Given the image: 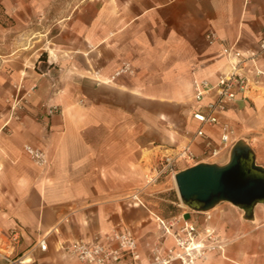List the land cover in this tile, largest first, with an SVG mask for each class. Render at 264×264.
<instances>
[{"label":"crops","instance_id":"0c3cea01","mask_svg":"<svg viewBox=\"0 0 264 264\" xmlns=\"http://www.w3.org/2000/svg\"><path fill=\"white\" fill-rule=\"evenodd\" d=\"M63 1L0 0V230L19 231L20 252L36 264H81L66 249L70 242L125 226L145 263L161 234L150 208L129 198L146 186L144 150L181 118L197 131L194 84L216 83L227 71L221 44L259 49L264 0H137L136 10L78 0L88 4L71 14L59 10ZM208 32L218 41L210 44ZM125 63L132 74L115 77ZM258 65L264 69V54ZM187 97L193 105L181 109ZM257 103H235L222 121L235 130L230 120ZM167 132L165 140L174 141ZM206 134L220 145L218 126ZM25 145L42 151L45 162L34 163ZM44 236L47 252L37 246ZM200 264H264V233Z\"/></svg>","mask_w":264,"mask_h":264},{"label":"built area","instance_id":"2783aa9c","mask_svg":"<svg viewBox=\"0 0 264 264\" xmlns=\"http://www.w3.org/2000/svg\"><path fill=\"white\" fill-rule=\"evenodd\" d=\"M205 37L210 44L218 41L212 32L206 33ZM221 46L222 53L228 61L227 71L219 75L216 83L199 81L194 84L197 109L193 112V118L198 123L197 131L189 137L186 144L178 147L174 154L157 156V162L145 175L146 186L155 184L164 176L174 177L178 173L175 169L178 163L193 167L204 160L228 154L235 142V130L222 121V116L235 103L244 100L253 101L259 97L260 92L264 91V69L258 65L264 54V35L256 51L241 52L224 44ZM251 67L254 76H250ZM132 72L130 65L125 63L116 72L115 77ZM205 100L207 103L203 105ZM57 111L58 109L54 107L50 113ZM217 126L220 128L219 146H216L206 134L207 128ZM198 142L203 143L199 153L193 149ZM23 150L37 165L45 162V155L39 149L25 145ZM138 194L133 198L135 201H139ZM157 221L162 232L161 240L151 249L145 263L135 233L125 226L114 229L107 236H96L89 241L74 240L66 249L81 264H198L210 253L222 249L210 229H206L204 234H201L193 222L184 218L180 226L178 221L169 222L160 218H157ZM169 239L173 240L174 245H166ZM22 241L23 236L19 231L0 230V259L6 264H36L31 253L20 252ZM37 246L40 251L47 252L49 247L47 236L39 239Z\"/></svg>","mask_w":264,"mask_h":264},{"label":"rangeland","instance_id":"374dc122","mask_svg":"<svg viewBox=\"0 0 264 264\" xmlns=\"http://www.w3.org/2000/svg\"><path fill=\"white\" fill-rule=\"evenodd\" d=\"M136 1L137 0H112L109 2H111L113 8L118 9L127 4L132 8V5H134ZM139 1L142 2V0ZM144 2L147 5L151 3V0H144ZM91 3H93L97 9L103 8L106 4L105 0H96ZM87 4L88 1L64 0L59 4L58 8L64 14H71L72 12L77 13L79 9L85 8ZM54 8L56 9L57 6ZM134 8V10H136V8L139 7L134 5ZM180 83L182 84L183 82ZM258 98L260 100V103H257L258 105L251 104L249 107L242 106L240 112H237L238 116L231 119L230 122L235 128V142L240 139L246 140L256 154L257 164L264 166V91L260 92ZM178 105L181 109L192 107L193 98H182ZM167 130H170L172 134L175 135L174 141L165 140L166 137L164 136H167ZM155 136H159V142L156 141L155 144H150V146L144 150L143 161L145 175L150 172V169L157 162V156L162 154H174L178 147L188 142L189 137L192 136V132L185 129V123L181 118L178 124H172L171 127L167 126L166 128H161L160 132L155 133ZM206 161H208L207 163L224 164L227 161V157L224 158L222 156ZM184 167H186L184 164L178 163L175 169L180 172L184 170L182 169ZM176 187V182L172 176H164L155 184L145 186L138 195L140 200L154 213L156 219L160 218L169 222L178 221V225L180 226L184 218L187 221L193 222L201 234H204L206 229H210L214 232L222 249L210 253L205 259L200 260L198 264L207 260L210 255L228 257V250L230 251L235 244L247 238L249 234L264 233L263 205H258L254 209L255 221L245 220L243 217L244 212L229 202H223L209 212L198 213L190 210L187 206V208L183 206ZM136 195V193H130L129 198L133 199ZM135 202L137 203L138 201ZM208 217L210 218L208 219ZM210 222L212 226H208ZM160 234L162 236L161 231ZM246 248H249L248 243Z\"/></svg>","mask_w":264,"mask_h":264},{"label":"water","instance_id":"95a60500","mask_svg":"<svg viewBox=\"0 0 264 264\" xmlns=\"http://www.w3.org/2000/svg\"><path fill=\"white\" fill-rule=\"evenodd\" d=\"M183 205L206 213L223 202L244 212V219L255 221L254 209L264 206V166L249 143L240 139L230 148L224 164L200 162L175 176Z\"/></svg>","mask_w":264,"mask_h":264},{"label":"bare ground","instance_id":"6f19581e","mask_svg":"<svg viewBox=\"0 0 264 264\" xmlns=\"http://www.w3.org/2000/svg\"><path fill=\"white\" fill-rule=\"evenodd\" d=\"M175 176H176V175H174V177H173V178H174V180H175ZM175 182H176V180H175ZM176 188H177V187H176ZM183 206H184V207H186L185 205H183ZM186 208H187V207H186Z\"/></svg>","mask_w":264,"mask_h":264},{"label":"trees","instance_id":"16d2710c","mask_svg":"<svg viewBox=\"0 0 264 264\" xmlns=\"http://www.w3.org/2000/svg\"><path fill=\"white\" fill-rule=\"evenodd\" d=\"M42 58H44V55L42 56Z\"/></svg>","mask_w":264,"mask_h":264}]
</instances>
